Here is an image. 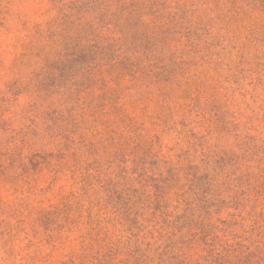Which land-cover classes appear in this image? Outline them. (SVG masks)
<instances>
[{
	"label": "clouds",
	"instance_id": "1",
	"mask_svg": "<svg viewBox=\"0 0 264 264\" xmlns=\"http://www.w3.org/2000/svg\"><path fill=\"white\" fill-rule=\"evenodd\" d=\"M0 264H264V0H0Z\"/></svg>",
	"mask_w": 264,
	"mask_h": 264
}]
</instances>
